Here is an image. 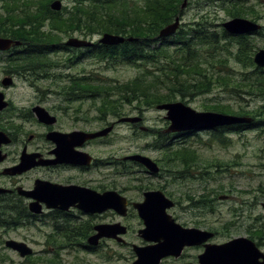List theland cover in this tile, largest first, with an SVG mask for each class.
Returning a JSON list of instances; mask_svg holds the SVG:
<instances>
[{"label": "rangeland", "instance_id": "rangeland-1", "mask_svg": "<svg viewBox=\"0 0 264 264\" xmlns=\"http://www.w3.org/2000/svg\"><path fill=\"white\" fill-rule=\"evenodd\" d=\"M62 2L63 7H71V0H62ZM231 2L240 3L247 10L249 9V12L242 17L254 20L264 26V0H188L182 8L184 14H181L180 18L186 24H192L197 20L206 18L213 22L212 29L221 32V28L224 29L222 23L232 18L225 8ZM1 4L0 1V6ZM101 35L96 34L90 39L98 40ZM69 36L80 37V34L64 35L62 40L65 41ZM251 39L255 52L260 48H264L263 36L254 35ZM51 55L52 59L60 61L59 65H52L50 71L57 82H53L54 80L51 78L41 77V79L35 80L32 77L41 89L56 88L57 84L69 83L67 75L82 77L83 74L89 75L91 71L94 74L100 73L101 78L107 77L119 81H128L139 74V69L130 64H122L115 68L106 69L98 60L95 61L91 57L72 63L68 61V54L61 50H57ZM231 60L229 65L233 73L241 77L239 80L242 81L238 83H243L242 86H236L237 81L232 80L228 85L220 84L216 86L210 93L187 96L185 100H182L179 96L176 101H184L200 111L210 110L207 109L209 108L208 104H230L235 110L244 109L246 113L243 115L254 118L256 110H264V94L259 92L258 89L250 90L245 85L246 81H243L244 76L242 77V74L254 70V67L248 69L241 63ZM6 65L0 60V78L4 76L3 69L6 68ZM223 69V72L231 71L227 70V67ZM18 84L19 86L11 91L13 96L18 103L29 104V100H32L34 96L33 87H30L29 81L24 79H20ZM88 98L89 100L85 101L86 103L82 107L89 118L87 126L90 130L100 129L105 123L109 126L110 122L118 121V118L114 115H110L107 122L99 120L100 117H103V113L99 111L98 107L102 106L103 99L96 101L93 97L88 96ZM157 106L156 104L138 106L137 102H124L122 115H134L140 119L134 122L122 121V123H117L114 130L107 137V143L95 147V151H100L102 157H116L118 160H123L128 155L141 153L154 160L158 159L161 165L166 166L169 164L168 159L174 157L169 147L176 150L178 147L188 146L194 149L196 153L197 163L194 164L195 168H190L188 172L183 171L184 177L159 178L151 176L149 179H137L135 170L139 167L135 166L136 164H133L130 159L123 160L127 166L120 165L122 174L121 177H118L122 193L131 201H139L143 198V190L138 188L139 185L158 187L168 182L169 193L176 201L182 202V205L172 209L171 213L182 223L184 221L193 222L194 218H197L194 215L196 214L198 218H205L201 221L211 223L212 226L222 231L220 237L225 240L245 235L246 230H255L259 226L261 227L263 219L258 220L256 216L264 215L262 206L259 205L260 207L254 209L253 217L248 219L247 215L242 216V214L248 213L250 209L245 203L242 206L240 203L243 200H251L252 197L264 200V192L262 191L264 189V123L256 124L253 128L238 132L233 131L226 136L225 141L212 139L213 136L209 133V130L202 131L204 132L202 134L193 133L195 131L185 133V135L182 133L183 136L174 139L173 135L168 137V133L165 132L169 125V121L166 119V111L159 109ZM183 167L182 162L177 160L174 161L173 165H170V168L179 171ZM133 169L134 171H132ZM107 172H112V170L108 169ZM212 188L214 194L217 193L215 196L217 204L214 212L211 211L209 203H202L201 206L204 207H201V209L197 207L186 208L190 205L189 196L198 200L200 196ZM227 195L229 197L225 198ZM136 212V209L132 207L126 218L109 213L97 220L108 223L121 222L129 227V231L123 235L124 243L115 239H106L105 245L97 253L82 249L63 248L61 251L59 250V255H56L51 250H45V246L42 245L43 233L51 230L50 227L45 225V220H39L37 225L26 224L13 228L0 226V233L3 232L4 228H7L9 231L7 235L10 238H28L33 241L34 253L31 254L33 260L28 264H52L55 262L59 264H132L136 259L133 244L142 245L146 243L138 235V230L143 227V223ZM203 226H205L204 223L200 227ZM64 242L61 238L59 240L55 239V243L61 244ZM200 252H202V249L196 247L188 250V255L191 254L197 257L196 255ZM188 255L179 258H165L160 264H177L188 261ZM22 259L17 251L6 247L0 241V264H21Z\"/></svg>", "mask_w": 264, "mask_h": 264}, {"label": "trees", "instance_id": "trees-1", "mask_svg": "<svg viewBox=\"0 0 264 264\" xmlns=\"http://www.w3.org/2000/svg\"><path fill=\"white\" fill-rule=\"evenodd\" d=\"M0 1V35L28 37L30 43L48 44V48L29 49L26 56L15 60L19 65L39 63L37 66L43 74L51 70L52 65H59L60 61L52 59L51 54L59 50L57 48L61 46L64 35L76 30L85 37L105 32L135 37L117 45L99 42L90 47L88 55L106 69L122 64L134 65L139 69L134 78L112 80L101 78L100 73L92 71L84 77L67 75L69 83H88L89 91L93 93L91 97L96 101L103 99L102 106L98 107L103 113L99 120L105 121L109 115L121 116L124 102H137L138 106L158 105L176 101L179 96L185 100L187 96L210 93L216 86L228 85L232 80L237 81L236 86H242L243 83H238L242 81L239 80L241 77L233 73L229 65L231 59L248 69L254 67L246 74L241 73L243 81L250 90L258 89L264 94V67H258L254 62L255 50L247 34L232 35L222 28L219 32L212 29L213 22L202 18L182 33L159 37L160 30L181 14L183 0H71V7L64 6L62 10L51 8L53 0ZM225 8L232 17L245 16L249 12L237 2H231ZM53 43H58V47L50 48ZM76 59L74 56L68 61L73 63ZM225 67L231 71L223 72ZM53 76L44 74L45 78L57 82ZM208 106L207 109L213 111L237 115L246 113L244 109L235 110L230 104L213 103ZM255 114L264 119V110H256ZM224 134L219 130L212 139L225 141ZM169 150L174 157L168 161H181L184 166L180 169L182 173L195 167L194 149L183 146L176 150L169 147ZM27 209L19 201L0 202V226H18L29 220L23 212ZM61 226L72 237L74 229H80L82 225Z\"/></svg>", "mask_w": 264, "mask_h": 264}, {"label": "flooded vegetation", "instance_id": "flooded-vegetation-1", "mask_svg": "<svg viewBox=\"0 0 264 264\" xmlns=\"http://www.w3.org/2000/svg\"><path fill=\"white\" fill-rule=\"evenodd\" d=\"M181 14L183 15L184 12H181ZM182 23L183 21L181 18V23L178 26L176 33H182L184 32V29H188L191 26L190 23ZM261 29L262 30H259L253 35H248L249 38L254 35L263 36L264 26ZM74 33L80 34V37H75L83 40H91L93 45H82L77 47L70 46L66 44V39L65 41L62 40L61 46L58 47V42L50 44V48L57 45V49L68 54L69 58L76 56L77 59L75 62H79L88 57L90 53V47L93 48L100 41L99 39L94 40L90 39L91 37H85L79 32V30H76ZM70 37L71 36L68 38ZM13 39L20 40V44L12 43L9 49L0 50V60H2L5 65L7 64L6 68L3 69L4 76L3 78H0V93L2 92L4 94V99L7 101V106L0 110V132L4 133L3 136L8 139V142H3L1 145L3 159L0 161V188L4 189V191L0 192V202L19 201L28 207V209L23 212L29 218V220L22 222L21 226L26 224L37 225L39 220H45V225L51 228L50 231L43 233L44 240L42 245L45 246V250H51L55 252V254L58 253V255L60 253L58 251H61L63 248L82 249L87 252L97 253L105 245L106 239H115L103 237L97 244H91L89 242L90 236L97 232L95 226L100 223H108L97 220L107 216L109 213L118 214L119 216L126 218L132 207L136 209L134 203L138 202L131 201L126 195L122 193L121 183L118 178L121 177L122 174L120 165L123 164V166H127L123 160L125 161L129 159L127 158L129 155L124 157L123 160H118L116 157H102L103 155L100 154V151H95V147L103 146L107 143V137L114 130L118 122H110L111 124L115 123V126L108 135L86 138V133L96 132L107 127V123H105L102 128L96 130H90L87 126L89 118L85 114V110L83 109L82 105L84 106L86 103L85 101L89 100L88 96H93V93H90L89 91V84L62 83L57 84L56 88L41 89L35 80L41 79V77H44V74L51 75V70H48L43 74L40 71L41 68L37 66L39 63H24L19 65L15 62V60L26 56V53L29 49H41L42 47L48 48V44L30 43L27 40L29 39L28 37ZM84 76L87 75L83 74V77ZM32 77L35 80H33ZM7 78H10L11 82L5 83L4 80ZM20 79L29 81V86L33 87L34 89V96L32 100H29V104H23L21 102L18 103L11 92L14 88L19 86L18 81ZM36 106H40L47 111L48 115L46 114L45 120L41 119V116L37 114V111H35ZM108 117L107 120H105L106 122L108 121ZM120 117L121 116H116V118ZM258 117L259 116H254L252 121L247 123L223 125L211 128V130L202 129L193 133L202 134L204 133L202 131L209 130V133L214 136L217 131L223 130V132H225V138H227L226 136L233 131L238 132L243 129L253 128L256 124L260 125L261 123H264V120H259L261 118L259 117L258 119ZM165 132H167L169 135H173L174 139L185 135V133L182 135V133L168 132L166 130ZM171 149L173 150L174 148ZM27 154H34V157L32 158L34 165L22 171L14 170V168L21 163L23 156ZM130 160L133 162V164H136L135 166L139 167L135 170V177L137 179H149L151 176L159 178L184 177L181 171L170 168V165H173L171 162H169L168 165L163 166V164L161 165L159 163L158 159H155L160 168L159 171L155 172L149 170L141 162L132 159ZM108 169H111L112 172H107ZM129 169L131 168L129 167ZM132 171H134V169ZM40 182L45 183V186H47L49 190L53 192L58 191L59 186H62V188L69 186L72 188V191H83V188H87L95 190L99 193L117 192L127 197V215L122 216L114 209H108L102 212L86 211L77 205L79 202V198L77 197H73V200H75L77 203L69 206L68 209H61L60 207L49 208L45 201L40 199L39 202L42 207V211L40 213H35L30 210V203L35 199L26 196L23 194V192L34 190L37 184ZM44 188L45 187H40L41 192L39 189L35 192L40 198L46 196V193L44 192L47 189ZM138 188L143 190L142 200L144 199V193L147 191H163L165 195L174 202L173 206L168 209V212L176 219L177 222L181 223L185 227L199 228L212 233V236L205 243L200 245L186 246L180 256L188 255V250L196 247L201 248L203 252L206 243L219 244L241 236H245L253 240L257 247L262 252H264V215L256 216V219L258 220L261 218L263 219V225L261 227L259 226V228L255 230H246L247 233L245 235L235 236L225 240L220 237L222 235V231L212 226L211 223L201 221L205 218H198L196 214L194 215L197 218H194L193 222L184 221V223H182L178 221L177 217L171 213V210L175 207L181 206L182 202L176 201L172 197L171 193H169L168 182L158 187L152 185L144 186L141 184L138 186ZM262 191L264 192V189H262ZM216 194L217 193L214 194V189L212 188L200 196L198 200L192 196H189L188 199L190 200V205L186 206V208L197 207L201 209V207H204L201 206L202 203H209L211 211L214 212L216 208L215 206L217 204V199L215 197ZM203 197L204 199H202ZM228 197L229 195L225 196V198ZM244 203L247 205L250 211L248 213H243L242 216L247 215L248 219L253 217L252 215L254 209L257 207L262 206L264 209V200H261L257 197H252L251 200H243L240 205L242 206ZM136 211L137 215L139 216L137 209ZM191 223L194 225H188ZM203 223L205 226L200 227ZM63 224L82 226L80 229L75 228L74 236L69 237L67 233L63 231V228H65L64 226H61ZM127 228L129 231L128 226ZM2 231L3 232L0 233V241L7 247L6 241L16 238H10L9 235H7L9 232L7 228H4ZM60 238L65 242L61 244L55 243V239L59 240ZM22 239L23 238L17 240L24 241L33 247V241L29 240L28 238ZM37 243L40 244L39 241H37ZM146 244L149 243L146 241V243H143L142 245ZM202 252L197 254V257L189 254L188 261H183L181 263L191 262L193 264H198L199 255ZM170 257L175 256H168L165 258ZM194 257L195 259L193 260ZM22 258L21 264H28L33 260L32 255L22 256ZM262 260L263 259L261 258L260 261Z\"/></svg>", "mask_w": 264, "mask_h": 264}, {"label": "water", "instance_id": "water-1", "mask_svg": "<svg viewBox=\"0 0 264 264\" xmlns=\"http://www.w3.org/2000/svg\"><path fill=\"white\" fill-rule=\"evenodd\" d=\"M188 0H183L182 7L186 5ZM53 10H61L63 6L62 0H53L50 4ZM180 24V17L177 16L175 21L166 25L160 30L159 37H169L173 35ZM223 27L231 34H252L261 28V24L241 16H236L224 21ZM132 37L105 32L100 42L109 45H115L132 40ZM20 40L0 35V50H7L12 43L20 44ZM70 46H91L92 41L70 37L66 41ZM254 62L259 67H264V48L258 49L254 54ZM5 83L11 82L10 78L4 80ZM7 106L4 94L0 93V110ZM159 109L166 111V119L169 126L168 132H191L202 129H211L218 126L246 123L252 120L248 116H240L228 114L218 111H199L184 101H172L158 104ZM37 114L41 119H46L47 111L40 106L35 107ZM45 116V118H44ZM137 116L122 117L120 121H137ZM114 127V123L96 132L86 133V138L108 135ZM4 133L0 132V161L3 159L1 145L8 142ZM33 155V156H32ZM34 154L23 156L21 163L14 168L16 171L28 169L34 165ZM127 158L143 163L151 171H159L158 163L151 157L136 153L129 155ZM44 185V186H43ZM45 187L47 190L45 197L40 198L35 192ZM44 188V189H45ZM71 187L59 186L58 191H50L45 183H38L34 190L24 191L28 197L35 200L30 203V210L40 213L42 207L40 199H43L46 205L51 207H60L68 209L69 206L76 204L73 197L79 198L78 206L90 212H102L108 209H114L120 215H127L128 200L127 197L117 192L99 193L92 189L83 188V191L74 190ZM63 190V191H62ZM4 189L0 188V192ZM41 192V190H40ZM53 192V193H52ZM54 194V195H53ZM174 202L165 195L161 190L147 191L144 193V199L134 203L138 210L139 216L142 218L144 226L139 230V235L149 244L137 245L133 244V250L136 259L132 264H160L162 259L168 256L179 257L186 246L200 245L205 243L212 233L199 228L185 227L168 212ZM97 232L90 236L89 242L97 244L103 237L115 238L119 242H124V234L128 228L121 222L116 223H100L95 226ZM9 248L20 253L21 256L31 255L34 249L24 241L17 239H9L6 241ZM263 259L260 261V259ZM177 264H193L177 263ZM198 264H264V252H262L255 242L248 237H235L227 242L214 244L206 243L204 251L199 255Z\"/></svg>", "mask_w": 264, "mask_h": 264}]
</instances>
